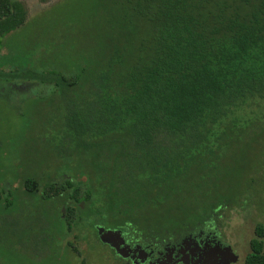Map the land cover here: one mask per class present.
Here are the masks:
<instances>
[{"label": "trees", "instance_id": "obj_1", "mask_svg": "<svg viewBox=\"0 0 264 264\" xmlns=\"http://www.w3.org/2000/svg\"><path fill=\"white\" fill-rule=\"evenodd\" d=\"M26 17L21 0H0V45ZM87 20L93 40L78 74L17 75L85 87L86 99L68 106L52 149L64 170L13 189L1 234L41 242L39 221L22 222L34 200L53 203L69 234L91 219L98 241L96 226L153 244L215 231L236 201L219 192V152L264 132V0H99ZM263 239L257 223L241 264H264Z\"/></svg>", "mask_w": 264, "mask_h": 264}, {"label": "rangeland", "instance_id": "obj_2", "mask_svg": "<svg viewBox=\"0 0 264 264\" xmlns=\"http://www.w3.org/2000/svg\"><path fill=\"white\" fill-rule=\"evenodd\" d=\"M21 1L27 9L26 20L2 38L0 45V218L15 213L13 189L22 190V180L55 176L64 170L52 149L64 137L68 106H80V100L86 99L85 87L58 89L17 75L48 69L78 74L93 40L94 27L87 15L99 2ZM218 162L219 192L236 201L219 214L215 231L238 257L235 264H241L256 224L264 225V132L247 133L239 142L224 146ZM8 202L13 204L6 210ZM27 208L22 222L39 221L40 227L33 230L41 242L18 245L0 229V264H122L114 259L109 246L91 236V219H86L80 232L69 234L53 203L34 200ZM77 234L80 238L76 240ZM70 243L80 255L67 248Z\"/></svg>", "mask_w": 264, "mask_h": 264}, {"label": "flooded vegetation", "instance_id": "obj_3", "mask_svg": "<svg viewBox=\"0 0 264 264\" xmlns=\"http://www.w3.org/2000/svg\"><path fill=\"white\" fill-rule=\"evenodd\" d=\"M216 234V231H200L193 235L184 236L176 242L164 241L159 244L140 243L131 236H125V241L130 246L129 257L122 259L115 254L113 249H111V252L114 259L122 264H184V262L194 264L200 255L205 258V254L213 247L218 245L222 248L226 247ZM189 237L193 240H189L181 246V241ZM211 254L213 260L214 257L216 261L221 258L217 251L211 252ZM216 261L212 263L217 264Z\"/></svg>", "mask_w": 264, "mask_h": 264}, {"label": "water", "instance_id": "obj_4", "mask_svg": "<svg viewBox=\"0 0 264 264\" xmlns=\"http://www.w3.org/2000/svg\"><path fill=\"white\" fill-rule=\"evenodd\" d=\"M96 233L99 241L102 244L107 245L111 249H113L117 256H119L122 259H126L129 257L130 246L125 241V236L123 231L115 230V229H106L104 227L97 226ZM189 240L192 241L193 239L191 237L184 238L181 241V246L185 245V243ZM215 251H217L218 254L221 255V258L218 261H216L215 257L213 260V256L211 254V252L214 253ZM205 256L206 257L204 258L203 256L200 255L199 259L196 260L194 264H214L212 263L213 261H216L217 264H235L238 261V257L233 253L231 248L228 246L223 248L219 245L215 246L208 253H206ZM184 264L186 263L184 262Z\"/></svg>", "mask_w": 264, "mask_h": 264}]
</instances>
